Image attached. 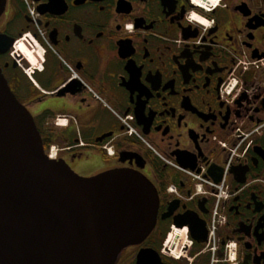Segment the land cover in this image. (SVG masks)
<instances>
[{"label": "flooded vegetation", "instance_id": "obj_1", "mask_svg": "<svg viewBox=\"0 0 264 264\" xmlns=\"http://www.w3.org/2000/svg\"><path fill=\"white\" fill-rule=\"evenodd\" d=\"M0 1V70L45 148L84 177L139 172L159 194L154 228L115 264H137L144 248L162 264H264V81L236 69L243 52L264 47V0ZM20 40L35 62L17 51ZM237 128L250 132L251 147L226 171L218 231L222 245L235 243L234 260L222 249L212 258L189 224L192 243L177 258L164 253L173 216L195 211L207 232L210 207L207 197L165 196L170 183L190 191L169 162L182 157L224 173L222 143Z\"/></svg>", "mask_w": 264, "mask_h": 264}, {"label": "water", "instance_id": "obj_2", "mask_svg": "<svg viewBox=\"0 0 264 264\" xmlns=\"http://www.w3.org/2000/svg\"><path fill=\"white\" fill-rule=\"evenodd\" d=\"M176 162L196 167L192 159ZM210 174L218 182L222 171L213 166ZM158 207L155 186L139 172L114 169L84 177L50 158L33 116L0 70V264H115L126 247L149 235ZM173 221L189 224L193 239L205 242V221L195 211ZM137 264L162 263L157 251L144 248Z\"/></svg>", "mask_w": 264, "mask_h": 264}, {"label": "built area", "instance_id": "obj_3", "mask_svg": "<svg viewBox=\"0 0 264 264\" xmlns=\"http://www.w3.org/2000/svg\"><path fill=\"white\" fill-rule=\"evenodd\" d=\"M257 53L262 54L261 57H253L252 51L243 52L236 65V69H238L241 75L251 73L253 79L256 78L264 81V47L258 49ZM230 93L231 89L227 91V94ZM222 146L226 149L225 172H222L221 179L218 182L210 174L209 166L196 165V168L191 170L170 161L169 163L182 174V180L186 182L190 191L187 193L186 191H182L177 184L170 183L165 188V196L178 199L181 202H190L200 197H207L210 201V207L207 239L203 243V250L208 251L211 257L214 258L217 251L222 249L226 261L231 262L235 258V243L232 240H228L222 245L218 234L224 220L222 205L230 196L229 190L232 181L231 176L226 171L231 165L236 164L245 157L251 147L250 132L237 128L222 143ZM47 154L50 158H55L52 148L47 150ZM192 241L187 225L179 227L172 223L162 244L163 252L172 256L173 251L178 245H190Z\"/></svg>", "mask_w": 264, "mask_h": 264}, {"label": "rangeland", "instance_id": "obj_4", "mask_svg": "<svg viewBox=\"0 0 264 264\" xmlns=\"http://www.w3.org/2000/svg\"><path fill=\"white\" fill-rule=\"evenodd\" d=\"M23 46H24V44H21V47H20V48L22 49ZM254 50H256V49H252V50H251L252 53H253ZM23 51H24V50H23ZM24 55H25V58H26L27 60H30V61H32V62H35V61H36V60H35V50H33L31 46H29V50H28V51H25ZM235 85H236V81H235V80H232V82L229 83V86H228V88L225 90V92L227 93V91H228L229 89H231V91H232V89L235 87ZM177 249H178V251H181V250L183 249V245H182V244L178 245V246L176 247L175 250H177ZM175 250L173 251V255H172V256L175 257V258H177L176 254H175ZM168 255H169V254H168ZM170 256H171V255H170Z\"/></svg>", "mask_w": 264, "mask_h": 264}, {"label": "bare ground", "instance_id": "obj_5", "mask_svg": "<svg viewBox=\"0 0 264 264\" xmlns=\"http://www.w3.org/2000/svg\"><path fill=\"white\" fill-rule=\"evenodd\" d=\"M21 44H24L22 49L20 48ZM16 46H17V51L20 52L25 57V55H24L25 51H23V50H24V48H26L27 49L26 51H28L30 45L27 44L26 42L20 40V41L17 42Z\"/></svg>", "mask_w": 264, "mask_h": 264}, {"label": "trees", "instance_id": "obj_6", "mask_svg": "<svg viewBox=\"0 0 264 264\" xmlns=\"http://www.w3.org/2000/svg\"><path fill=\"white\" fill-rule=\"evenodd\" d=\"M43 145H44V147H46L47 145L45 144V143H43ZM170 182V180H168V179H162V184H163V186H165L167 183H169ZM162 193V192H161Z\"/></svg>", "mask_w": 264, "mask_h": 264}, {"label": "snow or ice", "instance_id": "obj_7", "mask_svg": "<svg viewBox=\"0 0 264 264\" xmlns=\"http://www.w3.org/2000/svg\"><path fill=\"white\" fill-rule=\"evenodd\" d=\"M129 27H131V25H129Z\"/></svg>", "mask_w": 264, "mask_h": 264}, {"label": "clouds", "instance_id": "obj_8", "mask_svg": "<svg viewBox=\"0 0 264 264\" xmlns=\"http://www.w3.org/2000/svg\"><path fill=\"white\" fill-rule=\"evenodd\" d=\"M199 19V17H197Z\"/></svg>", "mask_w": 264, "mask_h": 264}]
</instances>
